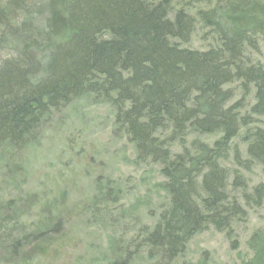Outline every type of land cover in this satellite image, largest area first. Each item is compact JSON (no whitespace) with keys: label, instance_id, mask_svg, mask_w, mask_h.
I'll return each instance as SVG.
<instances>
[{"label":"trees","instance_id":"1","mask_svg":"<svg viewBox=\"0 0 264 264\" xmlns=\"http://www.w3.org/2000/svg\"><path fill=\"white\" fill-rule=\"evenodd\" d=\"M262 42L264 0H0V152L24 150L75 98L110 106L165 193L151 225L113 243V264H178L196 235L237 238L264 206ZM98 192L120 203L111 184ZM62 233L58 221L35 239ZM248 246L242 264H264V231Z\"/></svg>","mask_w":264,"mask_h":264},{"label":"rangeland","instance_id":"2","mask_svg":"<svg viewBox=\"0 0 264 264\" xmlns=\"http://www.w3.org/2000/svg\"><path fill=\"white\" fill-rule=\"evenodd\" d=\"M253 60L264 64V42ZM118 129L110 106L84 96L49 111L24 150L0 152V264L124 260L111 250L113 243L127 242L141 224L151 225L165 193L155 172L138 170L135 147ZM250 178L263 181L259 172ZM110 184L118 204L99 198V188ZM58 221L61 235L35 239ZM259 230L264 206L246 229L237 230V238L215 230L196 235L178 264H242L252 258L248 242ZM11 238L23 246L27 241L17 258L10 255ZM146 258L140 255L133 264H149Z\"/></svg>","mask_w":264,"mask_h":264}]
</instances>
